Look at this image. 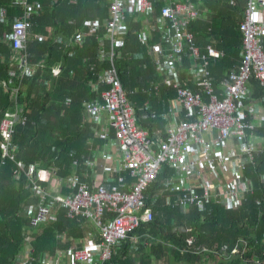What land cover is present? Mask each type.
I'll use <instances>...</instances> for the list:
<instances>
[{
  "label": "trees",
  "instance_id": "16d2710c",
  "mask_svg": "<svg viewBox=\"0 0 264 264\" xmlns=\"http://www.w3.org/2000/svg\"><path fill=\"white\" fill-rule=\"evenodd\" d=\"M215 1L218 4L211 9L218 16L216 25L221 24L223 33L233 27L237 38L235 55H229L224 48L227 56L219 61L228 68L232 65V56L240 64V21L244 14L245 0ZM45 2L51 5V0ZM92 2L81 1L74 6L56 5L52 12L44 13L35 20L39 28L57 27L56 32L66 38L56 40L51 37L43 42L34 41L29 44L28 62L37 67L32 74L24 77L22 84L25 89L18 103H11L10 92L1 86L2 82L11 84V80L13 81L12 70L9 68L13 51L1 28L5 22H0V36L4 38L0 40V123L4 112L16 105L24 107L27 117L24 123H17L15 126L13 143L16 150L13 152L16 161L8 157L2 158L0 147V264H16L18 254L27 252L25 247L28 238L31 250L27 264H42V254L39 253L47 250L51 239L55 237L56 227L49 226L53 222L52 218L45 219L37 226L35 235L26 231L29 226L33 228L30 211L37 203L39 206L42 197L30 181V175L34 170L42 168L43 178H36V184L48 193L50 191L47 187L56 173L55 167L65 168L63 175H67V167L72 161L71 152H78L75 149L84 139L79 138L83 134L81 127L86 126L83 115L85 104L93 94L101 99V92L107 88L100 80L103 69L110 66V60L106 58L109 56L110 44L105 40L106 30L103 24L104 19L110 18L109 5L98 6L96 0ZM2 7L7 8H3L7 20L19 14L18 8L9 5V0H0V8ZM222 13L223 16L232 13L234 18L222 17ZM127 19V32L122 36L121 45L114 50L113 64L135 114L138 117L142 114L140 120L145 125L148 121L157 123L159 113L151 103H145L150 101L143 100L157 99L156 103L160 104L161 99L169 98V89H175L162 86L163 92L158 97L155 93L159 92L160 87L139 88L150 82V76L157 72V67L152 70L147 63L157 65L150 48L154 38L163 41V37L159 33L150 38L151 35H145L146 29L142 22L131 15ZM90 20L99 22L93 31L88 27ZM77 33L86 34L87 37L80 40L79 45L67 47V41L76 39ZM72 35L75 36L67 37ZM101 45L106 58L103 61L99 60ZM187 53H184V60L181 56L180 64L187 61ZM185 62L184 65L187 64ZM56 63L63 65L58 77H54L51 72V65ZM239 64L234 67L235 70ZM139 65L141 68L136 69ZM231 70L228 68V73ZM82 81L86 88L79 87ZM133 81H139L140 85L136 86ZM251 84L255 86L252 97L256 98L251 99L264 101L257 99L264 98V86L254 77ZM193 86L188 85L187 88L194 93L201 92L195 82ZM84 90L87 96L82 94ZM258 133L260 137H264V122L259 126ZM1 140L0 131V142ZM259 147L255 161L247 165L242 173L248 182L249 192L244 200L229 210L220 206L213 197L205 200L203 205H190L185 210L174 206L180 192L171 194L165 190L164 184L171 172L164 167L144 194L141 211L151 208L153 221L139 222L130 236L114 248L112 258L103 264H153L155 261L163 264H264V143L259 144ZM17 161L22 163L23 170L20 173ZM58 205L56 207L62 208ZM59 211L60 216L64 215L62 211L65 210ZM132 237L137 240L134 241Z\"/></svg>",
  "mask_w": 264,
  "mask_h": 264
},
{
  "label": "built area",
  "instance_id": "2783aa9c",
  "mask_svg": "<svg viewBox=\"0 0 264 264\" xmlns=\"http://www.w3.org/2000/svg\"><path fill=\"white\" fill-rule=\"evenodd\" d=\"M107 2L110 18L104 22V28L105 40L110 44L109 56L106 57L110 60V66L103 69L100 80L107 88L101 92L102 103L99 100L88 102L85 109L91 123H100L105 113L109 116L117 149L122 157L123 169L127 171L133 183L126 185L124 179L119 178L112 187H91L79 175H73L67 180L71 190L70 196L51 197L36 184V178H43V170L39 168L31 173L30 181L34 188L43 193L38 211L32 219L33 228L51 218L52 205L57 203L65 209L68 218L89 220L98 229L99 239L94 246L98 254L94 255L93 249L88 247L70 248L64 254L65 264H103L112 258L114 248L130 236V232L139 222L153 221L151 208L141 211L144 194L164 167L180 173L179 178L168 177L164 184L168 193L180 192L174 206L185 210L190 205H203L205 200L213 197L224 209L233 208L244 200L249 192V185L242 178V172L249 163L255 161L259 151L257 144L252 142L257 123L242 117L240 102L252 100V91L248 86L252 77L264 85V49L261 40L264 36V0H245L244 14L240 21V64L237 70H231L217 85L211 76L210 66L213 61L224 58L225 51L210 44L202 52L194 34L189 30L190 22L201 15L198 8L201 0H164L166 4L162 7L161 14H155L154 30L163 33L169 48L165 44L157 45L151 50V54L155 56L157 65L169 69L168 83L178 90V99L187 113V119L168 126L163 135L137 126L133 106L126 98L113 64L114 50L121 45L122 36L127 32L125 24L128 16L138 19L150 16L155 5L150 0ZM10 6L19 10V14L11 18L10 34L7 37L13 51L10 69L17 70V74H11L12 84L2 82L1 86L10 92L11 103H18L23 92L24 77L32 74L37 67L28 62L27 47L34 41L43 42L44 37L29 32L31 19L39 11L36 7L28 5L27 0H11ZM1 21L7 22L3 8H0ZM145 33L148 36L152 32L146 28ZM83 38V34H78L76 39L67 41V47L79 45ZM186 49L192 53L194 59L199 60L192 66L191 75L201 92L194 93L174 79L177 75L176 65L179 66L180 55ZM106 58L101 45L99 60ZM52 72L59 76L60 68L54 67ZM162 117L168 119L167 115ZM26 119L24 107L20 105L4 112L0 123L2 158L8 157L16 161L13 134L17 123H24ZM209 130L216 132L219 141L234 138L238 145L235 158L239 163L231 173L232 178L225 184L218 181L211 186L205 177L206 171L213 170L216 162L213 144L207 138ZM17 163L20 173L23 170L22 163ZM86 165L93 167L91 162ZM196 183L199 184L197 189H201V194L196 192ZM25 248L27 260L31 250L29 238ZM45 259L47 255L42 258V262Z\"/></svg>",
  "mask_w": 264,
  "mask_h": 264
},
{
  "label": "crops",
  "instance_id": "0c3cea01",
  "mask_svg": "<svg viewBox=\"0 0 264 264\" xmlns=\"http://www.w3.org/2000/svg\"><path fill=\"white\" fill-rule=\"evenodd\" d=\"M45 1L47 0H27L28 5L36 7V9L39 10L37 14L34 15L33 18L31 19L32 26L29 32L32 35H36V34L41 35L44 37V39L54 37L56 40H59L60 37H63L65 39L66 36L57 33L56 32L58 30L57 27L42 26L41 28H39V26L35 24V20L38 17H40V15L43 16L44 13L47 14L49 12H52L54 10V7H56V5H58L59 7H61L62 5L74 6L76 4L81 3V1L93 3L92 0H51V5H50L48 2H45ZM150 1H152L155 5L154 12L150 16H147V17H142V18L140 17L139 19L136 17L134 18L137 21L142 22L145 29L147 28L148 30L152 32L150 34L151 35L150 38H154L153 35L154 34L157 35L159 33L163 37V41H157L158 38L157 37L154 38L155 40H152L153 45H151L150 50H154L155 46L161 45V44H165L166 47L169 48V43L165 41L163 33L161 31L159 32V31L154 30V26L156 24L155 14L160 15L161 9L166 3L164 2V0H150ZM96 2H97L96 5L98 6L99 4H101V6H104V7L108 6L107 0H98V1L96 0ZM10 3H11V0H9V5ZM217 4L218 2L215 0H201L200 5L198 6L201 15L198 19L190 22L189 30L194 34L196 43L200 47V50L202 52L206 50L207 45L212 44L216 48L224 50L225 56H227L226 50L228 51L229 55H232V54L235 55L237 38L234 33L233 27H230L228 32L223 33L221 31V24L217 23L216 25V22L218 21L216 17L218 16L216 13L212 11L214 9H211V8ZM2 8L7 9L5 7H2ZM223 15L224 13H222V17H229L230 19L234 18L232 13H227L225 14V16ZM107 20L104 19V22ZM209 22H211L210 25H209ZM10 24H11V19L5 22V24L3 25L4 27L3 26L1 27L5 32L6 40H7L8 35L10 34ZM88 24H89L88 26L89 29L93 31L94 28L98 27L97 25H99V22L90 20L88 21ZM34 29H41V30L35 31ZM75 35L67 36V37L69 38ZM83 36H84V39L85 37H87L86 34L85 35L83 34ZM2 39L4 38L0 36V40ZM261 40H262V45L264 49V36L261 38ZM222 44L224 47L222 46ZM224 48H226V50ZM184 53L188 54L187 61L186 62L184 61L187 64L184 65V62H183V64L181 63L179 64V66L176 65L177 75H176V78L174 79H177L180 82L181 86L187 88L188 85L193 86L194 84V80L191 75V68L199 60L194 59L192 53L189 52L188 49H186L185 52H183L180 55V59H181V56H183V60H184ZM241 53H242V50H241ZM152 58L155 59V56L152 55ZM168 59L169 58H166V60ZM222 59L213 61L210 66L211 76L216 85L219 84L220 81L224 79V77L228 73V68L230 70L234 69V67L238 66L239 64L238 59L232 56L230 58V63H232V65L231 67L226 68L224 63L219 62ZM147 65L148 67H151L152 70H155V67H157L156 70L158 73L156 72L152 74L150 76L151 81L144 84L139 89H141L142 87H146V86L160 87L159 92L155 93V95L158 97L160 96V93L163 92L162 86L172 87L173 89H175V91L169 89L171 92V94L169 95V98L161 99L160 104L158 103L159 105L156 103L157 99H144L143 102L145 100L150 101V102H145V103H151L155 111L159 113V121H157V123L155 122L152 123L151 121H148L150 123L146 122V125H145L140 120L142 114L139 117L138 115L135 114L136 124L139 128L150 131L151 133L155 132V133L163 135L164 131L167 129L168 126H170L173 123H179L180 121H184L185 119H187V113L183 109V106L180 100L178 99V96H179L178 90L168 83V80L170 78L169 69L164 68L163 66L160 67L159 64L155 66L154 64L147 63ZM51 67L52 69L54 67H59L60 69L62 68L63 70V65L61 63H56L54 65H51ZM9 68H10V65H9ZM138 68H141V65L136 67V69ZM72 72L75 73V70H72ZM12 73L17 74V70H12L11 74ZM52 75L54 77H58V76H55L53 72H52ZM133 82L136 84V86L140 85L139 81H133ZM10 83L12 84L13 81L11 80ZM248 86L251 89V91L255 92V86L251 84V81L249 82ZM79 87L86 88L83 81L79 83ZM24 89L25 88L23 86L22 93H24ZM95 89L97 88L95 87ZM83 93L87 96L86 90H84L82 94ZM92 99H94L95 101L99 100L101 103L103 102L102 99L97 98L96 95L93 94L91 95V100L88 99L87 103L94 101ZM252 99H256V98L252 97ZM257 99H264V98H257ZM85 110H84L83 115L85 116L84 119H85L86 126L81 127L83 134L79 138L81 139L83 137L84 139L81 140L79 147L75 149V150H78L79 153L76 151L71 152L70 156L72 158V161H71V164L67 167V172H68L67 175H63L65 168L59 169L58 167H55L56 173L55 175L52 176V179H50V185L49 187H47L50 193L40 188L45 193H48L51 197L70 196L71 190L69 188V184L67 180L73 175H79L81 179L87 184H89L91 187L98 186V185H108L109 187H112L116 185L119 178H123L126 185H131L133 183V180L128 176L127 171L123 169L122 157L117 149V141L115 139V132L110 126L109 116L105 113L100 123H91L90 118L88 117V113ZM240 114L245 120L257 123V131L254 133V135H252V142H255L258 148H260L259 144L261 145L264 143V137L263 136L260 137L258 133L259 126H261L262 123L264 122V101L263 100H252V101L250 100L248 102L247 100H242L240 102ZM163 115H167L168 119H163L162 117ZM142 124L145 126H143ZM207 138L213 144V147H214L213 153L216 157V162L213 166V170L206 171L205 177H207V181L211 186L214 185L218 181H222L223 184H225L230 181V179L232 178L231 173L233 172V170H235V167L239 163L237 158H235V153H237L238 151V145L234 138H229L226 141H219L216 137V132L214 130H209L207 132ZM75 161H77V163H75ZM87 162L93 163V167L92 168L87 167L86 165ZM37 166L40 167L39 164H37ZM171 170L172 169H169V172H171V175L169 177H175V178L180 177V173L174 170L173 171ZM197 188H199L198 183H196V192L201 194V189H197ZM40 193L43 195L42 192ZM57 205H58L57 203L52 205L51 218L53 219V222L49 224L50 227L51 225H54L56 227L55 233H54L55 237L52 238L50 236L52 239H51V242L47 250H43L39 253V254H42V258L45 255H47V259H45L44 262H42V264H65L64 254L67 253L70 248L88 247L89 249H93L94 255H97L98 251L94 247L99 239L98 229L96 225L93 222L89 220L87 221L82 218L70 219L67 217L66 211L64 212L62 211L64 215L60 216L59 210L61 209L65 210V209L63 207L62 208L56 207ZM37 206H38V203L36 204L35 208L30 211L31 218L34 217L35 214L37 213V210H38ZM37 228H31V226H29L26 231L29 230L28 232L30 235L32 234L35 235ZM132 239L134 241L137 240V238L135 237H132ZM23 261H25L24 263L27 264L26 255L24 253H19L15 263L20 264ZM153 264H163V263H160V262L157 263L155 261L153 262Z\"/></svg>",
  "mask_w": 264,
  "mask_h": 264
},
{
  "label": "rangeland",
  "instance_id": "374dc122",
  "mask_svg": "<svg viewBox=\"0 0 264 264\" xmlns=\"http://www.w3.org/2000/svg\"><path fill=\"white\" fill-rule=\"evenodd\" d=\"M136 238V237H135Z\"/></svg>",
  "mask_w": 264,
  "mask_h": 264
}]
</instances>
